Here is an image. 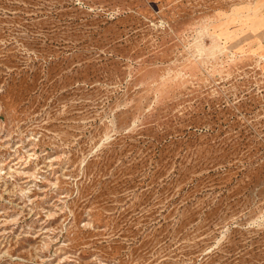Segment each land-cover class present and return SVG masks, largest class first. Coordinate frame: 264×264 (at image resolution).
Returning <instances> with one entry per match:
<instances>
[{
	"label": "rangeland",
	"instance_id": "374dc122",
	"mask_svg": "<svg viewBox=\"0 0 264 264\" xmlns=\"http://www.w3.org/2000/svg\"><path fill=\"white\" fill-rule=\"evenodd\" d=\"M0 264H264V0H0Z\"/></svg>",
	"mask_w": 264,
	"mask_h": 264
}]
</instances>
